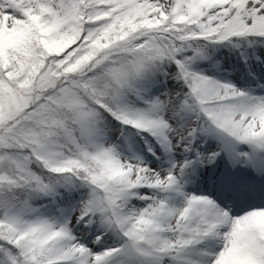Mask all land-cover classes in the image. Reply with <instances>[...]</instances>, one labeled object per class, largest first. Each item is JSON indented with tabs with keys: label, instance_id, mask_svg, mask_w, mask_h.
Here are the masks:
<instances>
[{
	"label": "snow or ice",
	"instance_id": "obj_1",
	"mask_svg": "<svg viewBox=\"0 0 264 264\" xmlns=\"http://www.w3.org/2000/svg\"><path fill=\"white\" fill-rule=\"evenodd\" d=\"M0 264H264V0H0Z\"/></svg>",
	"mask_w": 264,
	"mask_h": 264
}]
</instances>
